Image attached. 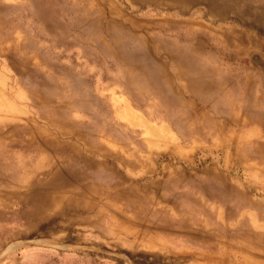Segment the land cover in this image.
<instances>
[{"label":"rangeland","instance_id":"rangeland-1","mask_svg":"<svg viewBox=\"0 0 264 264\" xmlns=\"http://www.w3.org/2000/svg\"><path fill=\"white\" fill-rule=\"evenodd\" d=\"M156 2L0 0V264H264V0Z\"/></svg>","mask_w":264,"mask_h":264},{"label":"bare ground","instance_id":"bare-ground-1","mask_svg":"<svg viewBox=\"0 0 264 264\" xmlns=\"http://www.w3.org/2000/svg\"><path fill=\"white\" fill-rule=\"evenodd\" d=\"M238 1V0H234ZM158 3L164 5H177L181 10L188 11L189 6L197 3H205L208 5L210 11H213L215 14H225V13H234L235 15L247 14L252 15L249 12V9L246 8L244 12H238L237 8L230 7L227 5L228 0H157ZM156 2V3H157ZM242 17V16H240Z\"/></svg>","mask_w":264,"mask_h":264}]
</instances>
